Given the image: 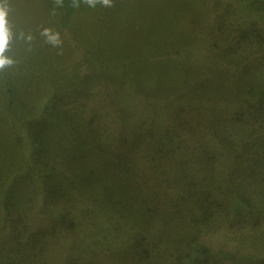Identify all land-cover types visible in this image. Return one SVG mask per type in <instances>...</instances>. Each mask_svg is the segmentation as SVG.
Listing matches in <instances>:
<instances>
[{
    "label": "rangeland",
    "instance_id": "rangeland-1",
    "mask_svg": "<svg viewBox=\"0 0 264 264\" xmlns=\"http://www.w3.org/2000/svg\"><path fill=\"white\" fill-rule=\"evenodd\" d=\"M0 11V235L14 220L32 228L47 223L40 228L44 233L24 246L29 257L18 260L112 264L118 246L124 252L126 230L147 231L151 218L144 206L181 193L176 174L187 173L185 192L215 173L225 185L264 177V0H110L107 5L96 0L94 6L88 0H0ZM90 48L95 57L84 51ZM88 84L98 92L110 89L93 99L104 97L111 105H122V95L133 102L200 100L187 102L177 119L167 118L179 129L170 126L159 135L163 144L173 134L187 133L185 148L196 155L184 153L176 160L168 157L170 150L143 145L153 139L150 120L133 133L125 128L120 144L100 150L83 119L49 118L48 105L62 88L76 91ZM25 108L32 110L30 121ZM145 111L146 119L167 115L156 105ZM33 117L44 119L38 131L29 125L40 120ZM227 132L238 139L219 140ZM209 139L219 142L216 150L222 153L214 160ZM228 160L222 173L218 166ZM140 161L157 180L140 175ZM227 188L207 187L206 193H240ZM250 189L255 194V187ZM100 218L105 225L94 222ZM85 223L97 233V248H88L78 231ZM243 229L257 231L218 224L201 238L215 250H232L238 242L231 237ZM155 233L170 236L167 230ZM253 249L254 264H264V246ZM160 250L170 251L165 244Z\"/></svg>",
    "mask_w": 264,
    "mask_h": 264
},
{
    "label": "trees",
    "instance_id": "trees-1",
    "mask_svg": "<svg viewBox=\"0 0 264 264\" xmlns=\"http://www.w3.org/2000/svg\"><path fill=\"white\" fill-rule=\"evenodd\" d=\"M217 13L223 15L221 12ZM217 16H219V14H217ZM258 39L260 41L259 37ZM260 43H264L263 38H261ZM84 51H89V53L95 57V51L93 49H84ZM77 77L80 78V76ZM90 85L92 84H88L86 87L87 89L83 88V85L76 91L73 89L66 90L65 88H62V92L60 91L54 96L52 102L48 105L52 112L49 118L57 119V117H61L65 119L67 118L68 121L75 119V122H79L83 119L88 126V135H90L93 143L100 150H110L107 146L120 144L123 139L121 131L125 128L127 130L129 128L132 129L133 133L135 130H138L139 123L144 120H150V128L153 132L150 135L153 136V139L145 142L143 145L146 147L149 145H155L158 150H160L159 147L170 150L171 152L167 153L169 154L168 157L176 160H179V157L184 153L190 154L191 157L196 155L193 148L190 150L186 149L188 148L186 145L189 140V135L187 133L177 131L180 135L177 136L173 134L171 139H166L167 141H164L163 144L160 142L159 135L161 132H165L170 126L179 129L178 126L174 125L167 118L172 117L177 119L176 117L181 116L184 109L187 108V102L198 105V103L201 102L200 100L194 101L188 100V98L160 100L157 98L156 100L149 101L142 100V98L139 97L136 102H133L128 101L127 97L122 95L121 98L124 100L122 105H111L108 104V100L104 97L102 99H93V97H96L98 94L105 95L110 89L104 88L102 92H98L91 89ZM86 92H88V96ZM101 100L105 103H102ZM101 104L105 105L100 106ZM148 105L158 106L164 111L163 113H166L167 115H161L159 113V115L153 114L151 119L144 118L145 106ZM260 107L264 111V103H260ZM25 110L27 120L30 121L28 113L32 112V110L27 108H25ZM118 111H124L126 116H119ZM33 118L40 120L35 123L30 122L29 125L30 127H33L35 131H38L44 125V119L42 117ZM78 118L81 119L76 120ZM68 121L66 122L68 123ZM195 130L196 129H194V131ZM28 136L31 137V135ZM221 137H224L225 139L219 140H227L228 142H234L238 139L237 134L234 132H227V134L225 133ZM201 138L202 140L208 139L204 136H201ZM209 140L210 141H207L208 155L214 152V156L212 157L214 160L216 156H219L222 153H219L216 150L219 142L217 140ZM179 147L184 148L186 152ZM116 155L121 158L118 154ZM231 162V160H228L218 166L220 171L224 173L225 166L231 164ZM191 164L194 165L192 161ZM137 167L140 175L146 176V179L150 177L153 180H157L158 176L152 175L151 168L149 170V165L147 163L140 161L137 164ZM187 177V173L180 175L176 174L175 187L181 188V193L178 196L172 195L165 201L159 200L158 202L160 204L157 206H154V204H147L144 206L145 213L151 218V221L145 224L147 231H136L140 228L135 227L126 230V235L123 234L126 244L125 247L122 248L124 249V252L120 251L121 248L118 246L112 264H121L119 263L118 256L123 260L120 262H124V264H254L252 258L256 259L258 252L253 248L264 246V177L250 183H242L233 180L232 183L225 185V181H219L218 174L215 173V176H212V178L209 179V182L204 181L205 183L200 184V181L198 180L194 190L191 189L185 192L182 188L185 185ZM222 184L228 187L226 191L232 187H237L240 190V193L235 194L232 192V195H230L224 192L225 194L223 196L214 194L209 195L206 193L207 187L215 188V192H217L218 189L221 190L220 192H222V190L224 191V186H221ZM124 186L125 185H123V187ZM252 186L256 189L254 190L255 194L253 195L251 194L253 190L250 189ZM221 204H224V209H222ZM174 212L178 213L179 217H174ZM91 222L92 220L89 223ZM94 222L97 225L106 224L105 219L101 218L99 220H94ZM69 223L72 222L69 221ZM46 224L47 223H42L32 228L27 221H12L8 227L7 233L0 235V240L2 241L1 243H3L2 246L5 250L0 256V263L26 264L24 260H18L17 257H29V254L24 251V246L29 244L30 239L37 240L36 234L38 232L44 233L40 228H46ZM87 224H82L83 228H79L78 231L81 230L84 232L82 234L85 236L83 241L86 242L88 248H90V246L97 248L98 246L95 245L96 239L93 237V235L96 237L97 233H93L91 228L92 225ZM218 224H225L229 227L240 225L255 227L257 231L251 232L243 229L241 233L231 237L232 240L238 242L237 247L232 250H215L203 241L201 235L210 233ZM85 227L89 229L91 228V232L90 230H84ZM113 230L115 231L114 228ZM156 230H167V233L170 234V236L156 234ZM68 237L65 238V242H69ZM77 240H82V237L77 238ZM88 240H90V242ZM153 241H160L161 243L154 244ZM86 244L83 246L87 247ZM163 244L169 247V253H167L168 250H160V247ZM245 249L247 250L246 252ZM116 254L118 256L115 260Z\"/></svg>",
    "mask_w": 264,
    "mask_h": 264
},
{
    "label": "clouds",
    "instance_id": "clouds-1",
    "mask_svg": "<svg viewBox=\"0 0 264 264\" xmlns=\"http://www.w3.org/2000/svg\"><path fill=\"white\" fill-rule=\"evenodd\" d=\"M88 2H89L91 5L94 6V4L96 3V0H88ZM102 2H103L105 5H107V4H109L110 0H102ZM2 17H3V12L0 11V18H2ZM3 64H4V61H3L2 59H0V66H3Z\"/></svg>",
    "mask_w": 264,
    "mask_h": 264
}]
</instances>
